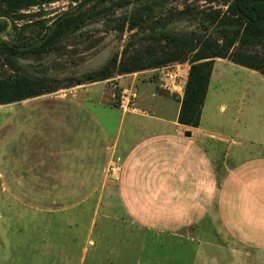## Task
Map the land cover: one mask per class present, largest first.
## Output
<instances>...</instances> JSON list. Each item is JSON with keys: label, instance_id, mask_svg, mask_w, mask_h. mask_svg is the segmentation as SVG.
<instances>
[{"label": "rangeland", "instance_id": "374dc122", "mask_svg": "<svg viewBox=\"0 0 264 264\" xmlns=\"http://www.w3.org/2000/svg\"><path fill=\"white\" fill-rule=\"evenodd\" d=\"M83 1L44 0L42 8L23 11L26 16L15 23L20 27L43 19L47 25H54L66 12L79 9ZM93 5L95 3L84 10H88L86 22L51 51L11 57L9 60L16 64L14 71L6 65V57L0 52V79L16 76L36 81L47 79L52 81L47 83L49 87L60 91L67 90L60 88L84 80L86 75H104L106 79L103 81H83L80 86L96 83L94 97H100L104 106H94L95 116L107 125L111 137L119 136L124 142L127 119L121 123L122 110L127 111L137 103L136 106H142L151 113L161 108L160 111L172 118L177 112L180 114L192 66L189 60L203 47L198 43L200 46L196 48L198 39L211 36L217 45H221V31L225 27L218 24L219 18L228 17L231 13L226 5L204 0H109L95 8ZM132 18L141 19L138 26H131L129 20ZM236 29L230 28V35ZM14 32L10 22L8 34H1L0 40H15ZM38 33L34 27L28 29L26 35L35 37ZM162 33L186 39L190 45L187 54L165 48ZM232 51H235L236 58L240 54L264 58V46L242 48L236 44ZM156 60L164 63L122 73L123 67L145 66ZM221 65L217 69L223 75V83L214 84L212 81L201 126L216 130L236 128L243 132L244 122L234 121L236 108L246 113L251 109L250 102L254 98L264 99V84L260 79L251 82L245 72L231 73L227 66L228 72L225 73ZM39 89L42 90V86ZM221 103L227 105L226 114L220 113ZM260 106V109L253 110L263 112L264 100ZM8 111H0V127ZM251 126L254 130L249 137L262 139L264 119L255 118ZM10 137V129L0 132V264L233 262V255L228 251L223 256L219 248H205L188 241L187 231L181 232L182 236L173 237L133 224L117 196L122 163L119 154H113L107 165L106 186L100 183L98 190L89 189L84 199L44 202L25 198L22 191L27 192L32 186L12 183ZM102 162L103 157L100 159ZM233 264H237L236 261Z\"/></svg>", "mask_w": 264, "mask_h": 264}, {"label": "crops", "instance_id": "0c3cea01", "mask_svg": "<svg viewBox=\"0 0 264 264\" xmlns=\"http://www.w3.org/2000/svg\"><path fill=\"white\" fill-rule=\"evenodd\" d=\"M219 64L225 73L245 72L264 84L260 72L219 59L207 98L212 81L223 83ZM95 84L0 105L9 110L0 132L11 133L12 183L32 186L24 197L84 199L89 189L106 186L107 165L119 154L117 196L133 224L173 237L187 231L188 241L232 254L230 264H264V135L249 137L253 120L264 119V111L253 110L264 99L254 98L246 113L236 108L243 132L202 127L203 113L199 127L182 125L179 112L172 118L136 103L121 111V123L127 119L122 142L95 116L94 106H104L94 97ZM219 109L228 112L224 103Z\"/></svg>", "mask_w": 264, "mask_h": 264}, {"label": "trees", "instance_id": "16d2710c", "mask_svg": "<svg viewBox=\"0 0 264 264\" xmlns=\"http://www.w3.org/2000/svg\"><path fill=\"white\" fill-rule=\"evenodd\" d=\"M86 1L87 0H84L82 4ZM107 1L109 0H100L93 5V8ZM204 1L218 2L228 6L232 16L230 15L221 19L219 18L220 21L218 24L225 27L221 31V45H217L211 36L205 37L204 39H198L197 44L199 43L204 49L202 47L200 51L194 54L189 60L192 66L178 121L182 125L192 127H199L200 125L216 59H227L237 65L256 70L264 76V58L258 56L252 58L242 54L236 58L234 55L235 51H232L236 44H239L242 48L248 46H264V0H237V2L236 0ZM44 3V0H0V16L3 17V19H0V35L8 34L10 22L15 30V40L0 41V52L3 53L2 55H5L6 65L11 67L13 71L16 69V64L12 60H9L11 57L17 54L28 55L47 53L67 35L77 31L87 20L88 10L83 11L75 17L65 19L57 25L53 34L45 43L38 47L20 51L18 47L39 43L52 31L53 24L49 26L43 19L40 21L25 23L20 27L15 23L26 16L23 11L29 10L33 7L42 8ZM74 12L75 11H68L65 15ZM140 20V18H132L129 21L131 26H138ZM34 27H37V30L39 31L38 36L27 37V30L31 28L33 29ZM233 27H236L237 29L236 31H233L232 35H230V28ZM162 38L166 43L165 48L180 50L187 54L186 50L190 45L187 43L186 39H182L169 33H162ZM199 44L195 45L196 48L200 46ZM206 45L207 48L205 47ZM196 48L193 51H195ZM186 58L187 55L182 57L183 60ZM201 61L206 62L199 63ZM163 63V61L156 60L151 61V63L145 66H127L123 67L122 73H132L141 69L152 68ZM105 79L104 75L89 74L85 76L84 80H78L75 84L60 89H68L83 85V81L99 82ZM51 82L52 81H48L47 79L36 81L20 76L0 79V105L22 102L30 98L55 93L58 89L47 85V83ZM39 86H42V90L39 89Z\"/></svg>", "mask_w": 264, "mask_h": 264}, {"label": "water", "instance_id": "95a60500", "mask_svg": "<svg viewBox=\"0 0 264 264\" xmlns=\"http://www.w3.org/2000/svg\"><path fill=\"white\" fill-rule=\"evenodd\" d=\"M98 1H100V0H87V1H86L85 3H83V4L79 7V9H77L74 13H71V14L65 15V16L61 17L60 19H58V20L54 23L52 31H51V32L45 37V39H44L43 41H41V42H39V43L32 44V45H30V46L18 47V49H19L20 51H25V50H28V49H30V48H34V47H38V46L42 45L43 43H45V42L50 38V36L53 34V31L55 30V28L57 27V25H58L61 21L65 20V19H68V18H71V17H75V16L81 14V13H82L87 7H89L90 5H92V4H94V3L98 2ZM236 2H237V0H236ZM0 41H3V40H0ZM186 134H187V136H190V133H189V132L186 133Z\"/></svg>", "mask_w": 264, "mask_h": 264}]
</instances>
